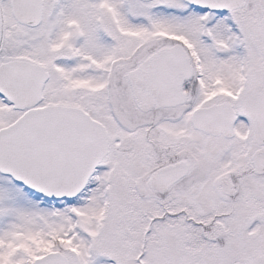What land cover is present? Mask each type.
<instances>
[{
    "label": "snow or ice",
    "instance_id": "snow-or-ice-1",
    "mask_svg": "<svg viewBox=\"0 0 264 264\" xmlns=\"http://www.w3.org/2000/svg\"><path fill=\"white\" fill-rule=\"evenodd\" d=\"M0 264H264V0H0Z\"/></svg>",
    "mask_w": 264,
    "mask_h": 264
}]
</instances>
